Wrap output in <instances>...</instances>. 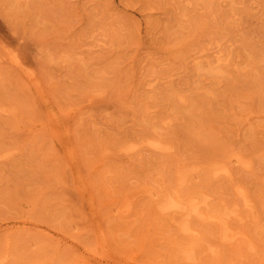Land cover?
Instances as JSON below:
<instances>
[{
	"label": "rangeland",
	"instance_id": "obj_1",
	"mask_svg": "<svg viewBox=\"0 0 264 264\" xmlns=\"http://www.w3.org/2000/svg\"><path fill=\"white\" fill-rule=\"evenodd\" d=\"M0 153L1 264H264V0H0Z\"/></svg>",
	"mask_w": 264,
	"mask_h": 264
},
{
	"label": "bare ground",
	"instance_id": "obj_2",
	"mask_svg": "<svg viewBox=\"0 0 264 264\" xmlns=\"http://www.w3.org/2000/svg\"><path fill=\"white\" fill-rule=\"evenodd\" d=\"M220 51V50H219ZM217 53V52H216ZM15 56V55H14ZM16 57V56H15ZM219 57H222V56H219ZM11 58H14V57H11ZM225 58V57H224ZM219 59H217V62ZM221 60V58H220ZM226 61V59H224ZM223 60V61H224ZM20 62V61H19ZM222 63V62H221ZM20 64V63H19ZM25 67L21 68V69H24ZM26 70V68H25ZM29 71V70H28ZM29 73V72H28ZM27 74V73H26ZM31 75V73H29ZM29 75V76H30ZM7 111V110H6ZM167 124V123H166ZM160 140V139H159ZM127 141H130V140H127ZM138 141V140H137ZM136 141V142H137ZM158 141V140H157ZM140 143V141H138ZM135 143V145L139 144V143ZM123 143V142H122ZM131 143V142H129ZM143 143V142H142ZM148 143H150V145L154 148H157V149H165V146H162L159 142H156V141H149ZM163 143V142H162ZM126 144V142H125ZM144 144V143H143ZM131 146L130 148L132 147H136L134 146V142L133 144L131 143ZM146 146V145H145ZM168 146V144L166 145V147ZM122 147V146H121ZM170 147H172L170 145ZM171 149V148H170ZM169 150V149H167ZM8 151H11V150H8ZM8 151H4L6 153H8ZM138 151V149H137ZM136 151V153H138ZM162 151V150H161ZM164 151V150H163ZM135 152V151H134ZM160 152V151H159ZM166 152V151H165ZM169 152V151H168ZM132 153V152H131ZM130 153V154H131ZM1 154V153H0ZM2 154H5V153H2ZM128 155V153H126ZM135 154V153H134ZM139 154V153H138ZM6 155V154H5ZM133 155V154H132ZM131 156V155H130ZM3 157V156H2ZM6 157V156H5ZM240 158V157H239ZM239 158H236V161L237 162H240L243 166H247L248 165V160L246 162H244L243 160L239 159ZM246 159V158H245ZM233 160V159H232ZM222 162V161H221ZM186 166H189V165H186ZM185 166V167H186ZM229 166V164H228ZM249 166V165H248ZM184 167V166H183ZM190 167V166H189ZM181 168V167H180ZM193 168V166L191 167ZM246 168V167H244ZM188 169V167H187ZM187 169L185 168H182L181 171H178L177 170V174H179L180 172V175H179V181L180 182H183L185 181L186 179V176H187V172H189ZM190 169V168H189ZM213 170H214V174L216 173H220L219 175H221L222 173H226L225 176H227V174L229 173V168H227L224 164H218L216 166L213 167ZM190 173V172H189ZM231 173V171H230ZM229 173V174H230ZM228 174V175H229ZM232 174V173H231ZM190 176V175H189ZM222 176V175H221ZM231 176V175H230ZM218 177V176H217ZM230 178V177H229ZM189 179V177H188ZM187 181H185L186 183ZM180 184V183H179ZM182 184V183H181ZM149 190V189H148ZM154 191V190H153ZM161 191V190H160ZM155 192V191H154ZM163 192V191H162ZM156 193V192H155ZM177 194V193H176ZM179 195V194H178ZM178 195H173L172 193L170 192H165L164 194H161V195H158V194H152L151 196L154 197L155 199V202L157 204V207L160 211L162 212H165L164 215H166V212L168 213H177L176 215L178 216L177 217V220H179V224L181 226V229L183 231H186V232H189V231H192L194 229H192V225H191V218L192 217H198V218H201V219H205V218H208V215L204 214V211L202 210V207L200 206L201 204V201L199 200H196L195 198H190L189 196V199H186V200H182L178 197ZM205 196V195H204ZM203 199V198H202ZM245 200V204L246 205H250V202L249 200L245 197L244 198ZM205 200H203L202 202H204ZM208 202V201H206ZM155 204V205H156ZM203 204V203H202ZM131 204L128 205V202L124 208V210H127L128 207L130 206ZM206 205V204H205ZM251 206V205H250ZM204 207V206H203ZM238 208V207H237ZM236 208V209H237ZM157 209V208H156ZM235 208H230V209H226L224 210L217 218V222L219 223V225H221L222 227V232H221V236L219 237V239L221 238V240L225 243H233L232 241L238 237V235L241 233L240 231H232L234 228L230 226L229 224V219L232 217V216H239V213L237 212ZM239 209V208H238ZM122 212V211H121ZM211 217V216H210ZM176 218V217H175ZM194 218V219H195ZM242 218V217H241ZM240 218V219H241ZM197 219V218H196ZM209 219V218H208ZM207 220V219H205ZM215 220V221H216ZM243 220V219H242ZM241 220V221H242ZM177 222V221H175ZM233 228V229H232ZM184 233V232H183ZM194 233V232H193ZM240 237V236H239ZM238 237V238H239ZM221 241V242H222ZM231 242V243H230ZM194 242H192V245H193ZM196 243V242H195ZM198 243V242H197ZM209 243V242H208ZM189 244V242L187 243ZM213 244L215 243H212V244H208L205 248H202L201 246L198 247L199 250L196 251V248L194 246H188V247H179L178 249H176L175 253H174V256L176 259H185L187 261H190V262H197L198 260H200L201 258V254L202 253H213V254H218V248L212 246ZM224 244V243H223ZM183 245V244H182ZM228 245V244H226ZM179 246V245H178ZM185 246V245H184ZM251 247V246H250ZM210 255V254H209ZM1 256V255H0ZM3 256V255H2ZM4 257V256H3ZM1 258V257H0ZM218 258V257H217ZM178 261V260H177ZM2 260H0V264H1ZM4 263V260L3 262ZM184 263V262H183ZM191 264V263H190ZM194 264V263H193ZM197 264V263H196Z\"/></svg>",
	"mask_w": 264,
	"mask_h": 264
}]
</instances>
